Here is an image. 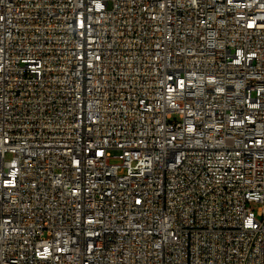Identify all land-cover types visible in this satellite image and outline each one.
Instances as JSON below:
<instances>
[{
  "label": "built area",
  "instance_id": "1",
  "mask_svg": "<svg viewBox=\"0 0 264 264\" xmlns=\"http://www.w3.org/2000/svg\"><path fill=\"white\" fill-rule=\"evenodd\" d=\"M0 264H264V0H0Z\"/></svg>",
  "mask_w": 264,
  "mask_h": 264
},
{
  "label": "rangeland",
  "instance_id": "2",
  "mask_svg": "<svg viewBox=\"0 0 264 264\" xmlns=\"http://www.w3.org/2000/svg\"><path fill=\"white\" fill-rule=\"evenodd\" d=\"M9 158V157H8ZM254 207H257V205H254Z\"/></svg>",
  "mask_w": 264,
  "mask_h": 264
}]
</instances>
